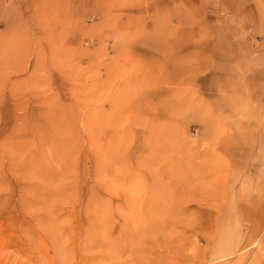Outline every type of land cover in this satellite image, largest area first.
Wrapping results in <instances>:
<instances>
[{
  "label": "rangeland",
  "instance_id": "rangeland-1",
  "mask_svg": "<svg viewBox=\"0 0 264 264\" xmlns=\"http://www.w3.org/2000/svg\"><path fill=\"white\" fill-rule=\"evenodd\" d=\"M263 225L264 0H0V264H251Z\"/></svg>",
  "mask_w": 264,
  "mask_h": 264
},
{
  "label": "bare ground",
  "instance_id": "bare-ground-1",
  "mask_svg": "<svg viewBox=\"0 0 264 264\" xmlns=\"http://www.w3.org/2000/svg\"><path fill=\"white\" fill-rule=\"evenodd\" d=\"M263 228H264V225L260 226V229H263ZM255 243L257 245L260 244V247H261V245H263L262 244L263 242L256 241ZM238 245H239L238 242L234 241L232 247H235ZM260 250H264V248H260ZM251 264H264V257H257V259L255 261H253V263H251Z\"/></svg>",
  "mask_w": 264,
  "mask_h": 264
}]
</instances>
